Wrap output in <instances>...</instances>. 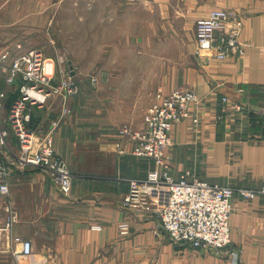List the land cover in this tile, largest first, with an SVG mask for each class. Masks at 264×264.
Wrapping results in <instances>:
<instances>
[{
	"label": "crops",
	"instance_id": "obj_1",
	"mask_svg": "<svg viewBox=\"0 0 264 264\" xmlns=\"http://www.w3.org/2000/svg\"><path fill=\"white\" fill-rule=\"evenodd\" d=\"M93 6L102 15L95 17V25L107 24L115 97H120L116 95L120 88L127 89L130 79L121 73L131 71L128 56L137 53L145 61L150 57L151 63L140 61L133 68L157 73L155 82L144 86V107L154 100L157 87L166 91L189 87L199 97L192 110L198 121L188 118L173 127L167 149L172 174L179 177L189 171V178L236 189L264 187V0H95ZM214 8L234 9L242 20L241 51L224 59L207 51L208 56L200 57L196 52L195 21ZM152 43L154 53L148 51ZM14 50L9 58L21 52ZM49 104L34 107L30 125H49L57 108ZM72 114L58 123L54 133L55 149L77 168L71 193L64 196L53 179L38 170L12 173L8 195L0 197V251H13L10 238L20 235L32 240L33 252L28 256L1 254L0 261L264 264V193L246 198L234 192L229 217L232 241L227 248L216 251L175 243L159 229L152 212L122 205L129 179L143 177L149 170L143 158L95 149L91 170L79 169L80 152L88 150H79V133H87L79 132V111ZM9 136L15 139L12 133ZM116 141V133H106L100 143L109 150ZM123 220L129 223L126 235L118 227Z\"/></svg>",
	"mask_w": 264,
	"mask_h": 264
},
{
	"label": "built area",
	"instance_id": "obj_2",
	"mask_svg": "<svg viewBox=\"0 0 264 264\" xmlns=\"http://www.w3.org/2000/svg\"><path fill=\"white\" fill-rule=\"evenodd\" d=\"M241 25L242 20L236 10L212 9L196 20L197 52L207 51L216 58L224 59L241 51ZM8 55L6 51L0 55V59ZM18 76H22L24 82L7 110L0 91V152L5 155V159L0 161V197L9 193L6 178L12 165L42 169L67 195L71 191L74 175L65 161L55 154L51 136L41 137L30 128L31 109L34 104L44 103L51 95H61L63 98L76 95L78 86L69 76H63L53 83V63L47 62L37 50L13 57L7 69L6 82L13 84ZM93 80L96 82L95 77ZM198 102L197 93L191 89H176L168 94L159 91L157 100L146 111L144 125L139 129L125 126L120 130L133 142V154L151 158L155 162V167L145 178L130 180L123 205L152 212L159 229L175 243L219 251L227 248L232 241L229 217L234 192L237 190L242 196L252 198L256 192L264 193V187L260 190L236 189L196 176L189 178V171H184L179 177L172 174L167 154L172 126L191 116L197 122L198 117L191 110ZM10 132L16 136L18 155L7 142ZM118 227L122 235L128 234V221L119 222ZM14 240L18 243L17 252L26 256L33 252L31 239L16 236Z\"/></svg>",
	"mask_w": 264,
	"mask_h": 264
},
{
	"label": "rangeland",
	"instance_id": "obj_3",
	"mask_svg": "<svg viewBox=\"0 0 264 264\" xmlns=\"http://www.w3.org/2000/svg\"><path fill=\"white\" fill-rule=\"evenodd\" d=\"M94 1L95 0H0V55L4 54L6 51L9 52V55H11V53L14 54V48L21 50L19 54L30 50L40 51L47 62L53 63L55 75L53 83L58 82L63 76H69L77 84L79 90L76 95L68 96L67 98H63L61 95H51L44 103L34 104L31 109L32 117L33 109L36 106L45 105L48 102H50L49 105L52 106L51 108H54V104L57 105V108L54 109L52 114L55 118L51 120L49 125H47V122H44L41 125H35V127L30 125V128L41 137H45L48 134L51 136L52 146L56 155L60 156L65 161L62 154L55 149L54 133L56 127L58 123L76 110L79 111V132L84 130V132L86 131L87 133V135L84 134L83 136L79 133V150L82 151V149L88 147V150H84L82 154L80 152L79 169L86 172L91 170L90 166L92 158L93 156H97L94 154L95 149L104 150V153L106 152L108 155L110 152L114 154L116 152L119 155L129 153L133 156L143 158V160L148 163L147 166L149 167V170L147 173L143 177H135L145 178L155 167L154 160L133 154L131 151L133 142L130 141L129 137L124 136L120 130L125 126L131 129H139L142 127L144 125L146 111L157 100V93L159 91L163 94H168L176 89L191 88L177 87L166 91L162 87H157V89L155 88V93H153L154 100L147 107H144V90H146L144 89V86H151L155 82L157 73L151 70H148L145 73L144 71H139L133 68L135 65H139L140 61L141 64L142 62H146L149 65L151 63L150 57L145 61L142 59V56L137 53L138 55L128 56V63L130 62L129 69L131 71L121 73L125 74L127 78L130 79L128 81L129 85L125 91L120 88L119 94H116L120 95V97H115L114 94L116 91L114 92L113 88L116 86V73L113 71V57H111L113 50L111 49L109 52L111 42L107 40V24L95 25L94 23L95 17H98V15L102 16L99 14L97 6H93ZM137 50H139V48ZM148 51L153 53L156 51L155 43L149 45ZM206 53L205 51H201L200 53L197 52L200 57L208 56ZM9 55L4 59H0V91H2L5 100L7 101L4 104L5 110L8 109L13 98L19 94V87L22 82H24L22 76H18L13 84H8L6 82L8 66L13 57L18 54H15L10 58ZM116 58L118 59L117 56ZM152 59L153 63H155L156 57H152ZM118 75L119 74L117 73V76ZM93 77L96 78V82L93 80ZM147 89L149 94L150 88ZM124 92L127 95L126 97L123 95ZM108 97H110V99H108ZM120 99L122 100L119 101ZM69 100H72L70 106L68 105ZM98 101H101V103H98ZM98 108L100 111L97 110ZM35 112L37 111L35 110L34 113ZM124 116L128 118H123ZM189 118L193 122H196L193 120L192 116ZM183 120L177 121L173 124L170 132V145L172 144L173 127L176 123ZM54 121L56 122L51 126ZM11 133L12 132H10L9 135ZM106 133L108 135L116 133V136H118V141L114 143L115 148H110L108 150L106 148L104 149L101 145L100 142L103 140ZM13 136L16 139L14 134ZM15 139H11V136H9L7 142L9 146L12 147L15 154L18 155L20 152L18 151V144L16 143L17 139L16 142ZM83 143H85V145H83ZM99 144L101 148L99 147ZM4 159V153L0 152V161ZM170 161L171 159L169 157V163L171 166ZM65 163L73 173L74 179L76 176V173L74 172L77 168L68 161H65ZM83 165L87 166V168H83ZM17 170H38L51 177L40 168H19L18 166L12 165L6 178L8 182L12 173ZM135 178L132 177L129 180ZM69 194L63 195L68 196ZM16 236L20 235H13V237L10 238L15 244L13 251L12 249L9 251H0V255L8 254L11 256L13 255V252L15 254L23 255L20 252H17L19 247L18 243L14 240ZM0 264L16 263L12 262L11 258H6V260L0 261Z\"/></svg>",
	"mask_w": 264,
	"mask_h": 264
}]
</instances>
